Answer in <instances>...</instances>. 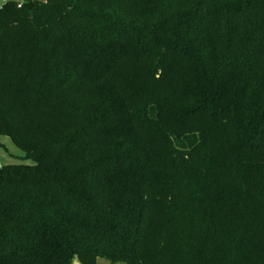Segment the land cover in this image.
<instances>
[{"label":"trees","instance_id":"1","mask_svg":"<svg viewBox=\"0 0 264 264\" xmlns=\"http://www.w3.org/2000/svg\"><path fill=\"white\" fill-rule=\"evenodd\" d=\"M0 264H264V0L0 8Z\"/></svg>","mask_w":264,"mask_h":264},{"label":"rangeland","instance_id":"2","mask_svg":"<svg viewBox=\"0 0 264 264\" xmlns=\"http://www.w3.org/2000/svg\"><path fill=\"white\" fill-rule=\"evenodd\" d=\"M1 140L4 142L3 148L6 154L12 158L14 161H21L22 152L17 148L11 137L9 136H0ZM15 153V155H14ZM74 264H80L78 260H75ZM98 264H124L120 262L113 263L106 258H99Z\"/></svg>","mask_w":264,"mask_h":264},{"label":"crops","instance_id":"3","mask_svg":"<svg viewBox=\"0 0 264 264\" xmlns=\"http://www.w3.org/2000/svg\"><path fill=\"white\" fill-rule=\"evenodd\" d=\"M5 4V0H0V8L3 6ZM0 136H3V135H0ZM2 145H4V142L1 140V138H0V166H4V165H7V164H13V163H18V162H20V161H14L12 158H10L7 154H6V152H5V150H4V148H3V146ZM14 155H15V153H14ZM75 262V261H74Z\"/></svg>","mask_w":264,"mask_h":264},{"label":"built area","instance_id":"4","mask_svg":"<svg viewBox=\"0 0 264 264\" xmlns=\"http://www.w3.org/2000/svg\"><path fill=\"white\" fill-rule=\"evenodd\" d=\"M9 1L17 2L18 6L20 7V6H22V4L24 3L25 0H5V3L9 2Z\"/></svg>","mask_w":264,"mask_h":264}]
</instances>
